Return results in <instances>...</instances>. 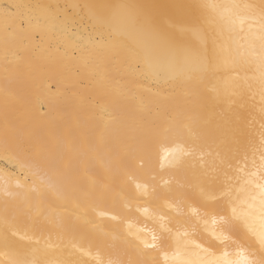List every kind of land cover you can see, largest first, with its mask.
I'll return each instance as SVG.
<instances>
[{"label":"snow or ice","instance_id":"snow-or-ice-1","mask_svg":"<svg viewBox=\"0 0 264 264\" xmlns=\"http://www.w3.org/2000/svg\"><path fill=\"white\" fill-rule=\"evenodd\" d=\"M72 8L85 22L79 28L49 5L4 7L5 54L16 20L25 18L12 10L27 9L29 23L43 18L59 30L64 56L87 63L122 53L134 76L158 86L150 89L156 95L180 92L199 100L207 94L219 112L214 125L193 112L183 121L169 114L148 126L129 155L142 153L144 169L153 142L161 140L159 170L169 176L162 185L155 172L151 183L141 182L124 160L107 182L77 186L58 151L11 144L6 127L4 154L18 171L0 178V264H264V0L89 2ZM128 36L139 38L136 49H124ZM249 102L258 121L239 111ZM170 136L177 137L171 144ZM117 177L135 190L125 191ZM49 192L78 206L110 198L130 208L143 199L152 210H142L145 220L135 230L110 215L126 225L117 234L87 214L73 219L58 203H47ZM116 240L118 245L110 242Z\"/></svg>","mask_w":264,"mask_h":264},{"label":"bare ground","instance_id":"bare-ground-1","mask_svg":"<svg viewBox=\"0 0 264 264\" xmlns=\"http://www.w3.org/2000/svg\"><path fill=\"white\" fill-rule=\"evenodd\" d=\"M89 2L153 4L169 0H0V178L18 171L14 162L4 154L6 127L11 144H43L58 151L70 182L90 188L93 182L105 183L116 177L117 165L124 160L141 182L151 183V174L155 172L156 183L162 185L169 176L166 170H159L157 157L161 140L153 142L151 162L146 159L144 169H140L138 163L142 153L137 152L135 159L129 155L138 148L148 126L159 124L169 114L183 121L186 114L193 112L199 113L211 125L215 124L219 108L207 94L199 100L180 92L173 96L156 95L150 89L158 86L134 76V65L122 53L87 63L79 58L66 57L60 51L64 38L59 30L52 28L43 18L29 23L27 9L12 10L25 18L22 23L16 20L17 31L5 54L4 7L13 4L49 5L61 20L65 17L75 19L79 28L85 22L79 19L78 10L72 5ZM138 39L135 36L124 37V49H136ZM102 109L111 112L112 118L108 119L107 112ZM239 111L248 120L252 115L259 120L251 102ZM255 127H259L258 122ZM176 139L170 136L167 142L171 144ZM117 183L125 191L135 190L134 185H125L118 177ZM2 200L0 195V204ZM46 201L58 203L62 212L66 208L73 214V219L76 213L87 214L104 225L106 231L113 230L117 234L123 232L126 225L111 220L110 215H120L135 230L145 220L142 210L145 207L152 210L143 199L133 201L130 208L124 207L122 200L114 202L110 198L78 206L71 198L58 199L56 193L49 192ZM99 212L106 215L99 216ZM110 242L119 244V240ZM83 243L86 245L88 239Z\"/></svg>","mask_w":264,"mask_h":264}]
</instances>
